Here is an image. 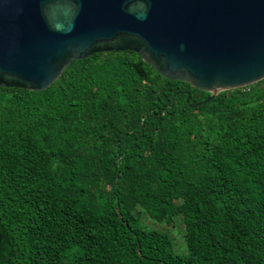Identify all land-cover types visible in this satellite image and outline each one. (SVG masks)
Returning <instances> with one entry per match:
<instances>
[{
	"label": "trees",
	"instance_id": "obj_1",
	"mask_svg": "<svg viewBox=\"0 0 264 264\" xmlns=\"http://www.w3.org/2000/svg\"><path fill=\"white\" fill-rule=\"evenodd\" d=\"M209 94L129 50L0 86V264H264V78Z\"/></svg>",
	"mask_w": 264,
	"mask_h": 264
},
{
	"label": "water",
	"instance_id": "obj_2",
	"mask_svg": "<svg viewBox=\"0 0 264 264\" xmlns=\"http://www.w3.org/2000/svg\"><path fill=\"white\" fill-rule=\"evenodd\" d=\"M112 50L209 92L195 107L264 78V0H0V86L43 90Z\"/></svg>",
	"mask_w": 264,
	"mask_h": 264
},
{
	"label": "rangeland",
	"instance_id": "obj_3",
	"mask_svg": "<svg viewBox=\"0 0 264 264\" xmlns=\"http://www.w3.org/2000/svg\"><path fill=\"white\" fill-rule=\"evenodd\" d=\"M143 220L149 226H157L167 231L174 241L175 252L184 253L185 252V243L182 238V225L177 222L174 226L166 225L165 223H154L143 214ZM179 248V249H178Z\"/></svg>",
	"mask_w": 264,
	"mask_h": 264
}]
</instances>
